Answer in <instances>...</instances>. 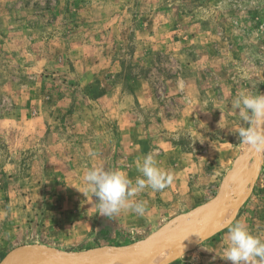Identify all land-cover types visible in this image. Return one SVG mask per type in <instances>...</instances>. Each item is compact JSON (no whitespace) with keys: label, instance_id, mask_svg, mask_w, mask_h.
I'll return each instance as SVG.
<instances>
[{"label":"rangeland","instance_id":"rangeland-1","mask_svg":"<svg viewBox=\"0 0 264 264\" xmlns=\"http://www.w3.org/2000/svg\"><path fill=\"white\" fill-rule=\"evenodd\" d=\"M137 80L147 99L123 101ZM241 90L264 95V0H0V264L24 250L150 247L181 230L254 155L235 133ZM150 152L172 184L135 198L142 217L99 215L86 171L135 181ZM256 161L233 219L264 237V155ZM226 234L167 264H231Z\"/></svg>","mask_w":264,"mask_h":264},{"label":"clouds","instance_id":"clouds-1","mask_svg":"<svg viewBox=\"0 0 264 264\" xmlns=\"http://www.w3.org/2000/svg\"><path fill=\"white\" fill-rule=\"evenodd\" d=\"M242 121L235 130L239 143L260 156L264 155V95L251 94L248 90L238 92L232 102ZM247 125V126H243ZM95 156V153H90ZM139 176L133 181L120 168L105 169L103 166L89 168L83 176L87 191L97 198L95 206L99 215L113 217L121 212H133L144 216L147 202L135 198L150 188L163 191L174 180V175L159 167L153 153H148L136 163ZM221 228H227L222 259L231 264H264V237L253 234L246 223L225 218Z\"/></svg>","mask_w":264,"mask_h":264},{"label":"bare ground","instance_id":"bare-ground-1","mask_svg":"<svg viewBox=\"0 0 264 264\" xmlns=\"http://www.w3.org/2000/svg\"><path fill=\"white\" fill-rule=\"evenodd\" d=\"M251 154V150L248 149L246 155L244 154L242 156L243 159L236 164L233 171L229 174L228 179L221 189L222 191L228 192L235 189L250 175H246L250 167H245V165H247L251 159H253L254 162L256 161L255 152L254 155ZM244 191L245 190L240 191V193L230 199V201L205 208L196 215L184 218V228L168 234L155 246L143 247L123 254H118L116 251L109 250L90 252L80 259H62L52 252H46L44 250L38 252H25L24 255L27 258L34 259L33 263L28 264H167L177 257L180 252L186 251V249L192 247L199 240L223 229L221 225L224 219L234 218L244 201ZM41 252L52 254V256L39 257L33 255L34 253Z\"/></svg>","mask_w":264,"mask_h":264},{"label":"water","instance_id":"water-1","mask_svg":"<svg viewBox=\"0 0 264 264\" xmlns=\"http://www.w3.org/2000/svg\"><path fill=\"white\" fill-rule=\"evenodd\" d=\"M256 155L257 154L255 153L256 160H258V155L257 156ZM257 165H258V162L256 161L255 162V168L257 167ZM255 173H256V170L255 169L251 170L250 175L242 183H240L238 187H236L235 189L230 190L228 192L227 191H224V192L219 193L216 196L215 199H213L207 205H205L202 208H200L198 212H200L201 210H203L205 208H209L211 206L218 205L219 203H223V202H226V201H230V199H232L234 196H237L240 193V191L244 190L245 187H247L252 182L253 178L255 177ZM198 212H196L194 215H196ZM183 225H185V224L183 223ZM153 241L152 240L151 241H146L144 243H141V244L136 245V246L131 247V248H127L125 250H115V251L118 254L127 253V252H130V251L135 250V249H140V248H143V247H147V246L153 244L154 243ZM40 250H43V249H39V250H26V252L27 251L38 252ZM44 251H46V252H52L53 254L59 256L62 259H80L84 255H86V254H88L90 252H102V251H105V250H90V251H87L85 253L76 254V255L59 254V253H56V252L50 251V250H44ZM24 253H25V250L24 251L17 252L15 254V260L9 262L8 264H10V263H12V264H28V263H33L34 262V259L27 258L24 255Z\"/></svg>","mask_w":264,"mask_h":264},{"label":"crops","instance_id":"crops-1","mask_svg":"<svg viewBox=\"0 0 264 264\" xmlns=\"http://www.w3.org/2000/svg\"><path fill=\"white\" fill-rule=\"evenodd\" d=\"M146 92H148V89H147V86L144 82H142L141 80L134 81V83L131 85V92L128 95H125L123 97V101L127 102L129 100H133L134 97L136 99H139L140 96L147 99V97H146L147 93ZM9 168H10V166H6V170Z\"/></svg>","mask_w":264,"mask_h":264}]
</instances>
